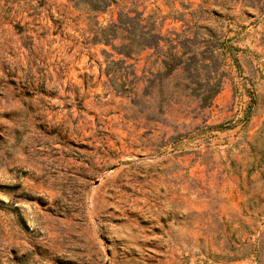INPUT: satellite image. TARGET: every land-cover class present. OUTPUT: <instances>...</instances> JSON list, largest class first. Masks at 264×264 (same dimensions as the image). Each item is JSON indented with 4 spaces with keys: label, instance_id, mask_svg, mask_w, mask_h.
<instances>
[{
    "label": "rangeland",
    "instance_id": "rangeland-1",
    "mask_svg": "<svg viewBox=\"0 0 264 264\" xmlns=\"http://www.w3.org/2000/svg\"><path fill=\"white\" fill-rule=\"evenodd\" d=\"M113 1L0 0V264H264V0Z\"/></svg>",
    "mask_w": 264,
    "mask_h": 264
},
{
    "label": "trees",
    "instance_id": "trees-1",
    "mask_svg": "<svg viewBox=\"0 0 264 264\" xmlns=\"http://www.w3.org/2000/svg\"><path fill=\"white\" fill-rule=\"evenodd\" d=\"M111 2H114L113 0H75V4H81L83 7L87 10H90L92 12H103L106 10V8L110 5ZM130 19L126 13H123L122 11L118 12L117 20L116 22H110L106 25L105 30L110 32L109 34L105 35L104 41L106 43H110L112 39L116 37L117 31H122L125 29L130 28L129 32L132 34V37H125L121 36V39L123 40V44H121L118 47V50L121 51L125 55H130L133 52H137V45H139V42L135 40V33L133 28L128 26L126 20ZM111 44V43H110ZM150 45L148 43L143 44V46Z\"/></svg>",
    "mask_w": 264,
    "mask_h": 264
}]
</instances>
